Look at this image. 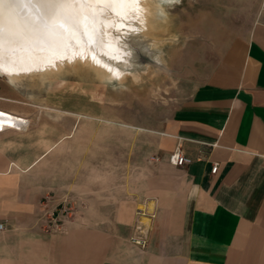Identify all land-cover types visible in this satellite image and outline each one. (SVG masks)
Returning a JSON list of instances; mask_svg holds the SVG:
<instances>
[{
	"label": "rangeland",
	"instance_id": "374dc122",
	"mask_svg": "<svg viewBox=\"0 0 264 264\" xmlns=\"http://www.w3.org/2000/svg\"><path fill=\"white\" fill-rule=\"evenodd\" d=\"M157 1L154 31L117 34L126 49L116 63L122 80L83 65L45 79L32 73L11 82L0 74V108L30 122L26 132L0 134V264H34L36 239L47 264L53 248L76 245L73 235L125 232L119 223L132 213L141 223L150 218L145 193L165 162L157 152L164 124L230 43L248 36L264 4ZM12 163L24 172L13 166L6 176ZM149 224L140 228L146 233Z\"/></svg>",
	"mask_w": 264,
	"mask_h": 264
},
{
	"label": "crops",
	"instance_id": "0c3cea01",
	"mask_svg": "<svg viewBox=\"0 0 264 264\" xmlns=\"http://www.w3.org/2000/svg\"><path fill=\"white\" fill-rule=\"evenodd\" d=\"M161 136L165 162L148 180L146 233L132 213L119 223L125 232L73 235L76 245L53 248L47 264H264V4L248 36L182 96ZM176 149L188 164L168 163ZM35 242L34 264H43L42 239Z\"/></svg>",
	"mask_w": 264,
	"mask_h": 264
},
{
	"label": "bare ground",
	"instance_id": "6f19581e",
	"mask_svg": "<svg viewBox=\"0 0 264 264\" xmlns=\"http://www.w3.org/2000/svg\"><path fill=\"white\" fill-rule=\"evenodd\" d=\"M161 9L157 0H0V74L11 82L32 73L45 79L83 65L122 80L125 71L116 63L125 60L126 49L117 34L151 33ZM29 126L26 118L0 108V134Z\"/></svg>",
	"mask_w": 264,
	"mask_h": 264
},
{
	"label": "built area",
	"instance_id": "2783aa9c",
	"mask_svg": "<svg viewBox=\"0 0 264 264\" xmlns=\"http://www.w3.org/2000/svg\"><path fill=\"white\" fill-rule=\"evenodd\" d=\"M170 163L172 165H174L175 167H182L186 164L189 163V160L181 153V151L179 149L174 150L171 155H170ZM219 166L216 164L214 165L213 169H212V173L216 174V172L218 171ZM144 210V209H143ZM142 213H139L142 217H146V213H144V211H141ZM152 215V214H151ZM150 218H152V216L149 215ZM4 229V225L0 224V231H2ZM130 241L135 244L138 245L142 248H145L147 245V241L144 238H139L137 236H133L131 237Z\"/></svg>",
	"mask_w": 264,
	"mask_h": 264
}]
</instances>
